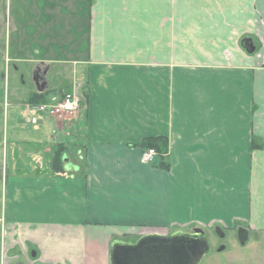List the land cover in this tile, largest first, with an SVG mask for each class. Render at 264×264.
Here are the masks:
<instances>
[{
    "label": "crops",
    "instance_id": "1",
    "mask_svg": "<svg viewBox=\"0 0 264 264\" xmlns=\"http://www.w3.org/2000/svg\"><path fill=\"white\" fill-rule=\"evenodd\" d=\"M23 1L18 20L0 9L5 76L33 79L11 91L23 107L12 136L51 164L4 171L0 264H111L113 243L148 234H264V0ZM74 90L70 117L29 113L33 95ZM158 137L169 168L142 162ZM60 148L69 163L56 172Z\"/></svg>",
    "mask_w": 264,
    "mask_h": 264
},
{
    "label": "rangeland",
    "instance_id": "2",
    "mask_svg": "<svg viewBox=\"0 0 264 264\" xmlns=\"http://www.w3.org/2000/svg\"><path fill=\"white\" fill-rule=\"evenodd\" d=\"M20 1H21V6L23 7L24 4L23 0H0V9L5 7L7 4L11 5L14 9L13 14L18 20L19 15H17L16 10ZM25 1L27 5H30L32 3L33 6L34 0H25ZM35 1H37L36 5L41 7L46 0H35ZM47 1L49 2L50 0ZM54 1H56L57 4L61 6H65L66 8L69 7L66 0H54ZM69 1L70 0H68V2ZM86 3L87 5H89L87 1ZM87 5H85V1L83 4L80 3L81 10L79 11V18L82 19L83 21H85ZM29 8H25V9L27 10ZM63 13L64 15L68 16L69 19H71L72 14L68 13L67 9H65ZM54 22L55 20L53 21V23ZM56 22L57 24L62 25L65 23V18L59 17V19ZM83 27H84V23H83ZM56 30H59V28H57ZM74 31L76 33L80 31V29L78 30L74 29ZM43 38L48 39L47 36ZM33 39H34V34H32V31H30V33H27V29H26L23 35H21L19 42H22L24 40L25 44L27 45V48L32 50ZM17 40H18V36L16 34H12L11 35L12 47L16 48ZM5 65H7L5 63V55L0 54V216L2 214V209L4 206V200H5L4 198L6 196V185L4 182L5 172H8L10 177L15 176L17 175V169L20 168L18 166L22 165V167L26 168L25 169V171H27L26 173L30 174L32 172L31 168L38 166L39 165L38 163H41L42 166H46V167H48L51 164L50 154L47 155L46 153H43L42 156L39 155V151L35 150V147H33L32 145L33 141L31 137L30 138L27 137V139H23V137L18 139L15 138L16 136H12L13 134H15L12 124L13 117L17 114H20V112L23 110V107L22 105L16 107L12 104L11 100L13 95L11 91L13 87L15 88L16 86H21L23 88H26V90L31 89V87L33 86L31 80L33 81V79H31L32 76L29 77L26 74L22 76L19 75L18 77L15 78L13 70L11 71L10 77L9 75L5 76V72H4ZM18 125L20 127V124ZM24 125L27 126L28 124L24 123ZM28 126L30 127L25 132L33 133L34 131L31 128L32 126L31 125ZM18 129L19 128L17 126L16 130ZM159 158H160V154H159ZM68 163L69 162H65L64 160L62 161V165L64 167ZM0 231H1V225H0ZM226 232L228 234L227 238L221 241V243L228 244L230 247L227 253H224L223 255L218 257L221 263H225L223 261V258L227 257V259L229 260L226 261V263L228 264H252L253 262H255L256 253L259 252L261 255L264 254V234L257 235L249 231L245 243L251 244L252 247H250L249 252H247V250L242 247L244 251L241 254L240 252L237 251V249L238 250L240 249L237 248V245L240 244L239 239H237V228L234 231H226ZM207 237L214 239L215 243H220V241L218 240L216 241L215 235H213V231L208 232ZM208 258H209L208 256L206 257V260L204 258L200 264H206L205 261H207Z\"/></svg>",
    "mask_w": 264,
    "mask_h": 264
},
{
    "label": "water",
    "instance_id": "3",
    "mask_svg": "<svg viewBox=\"0 0 264 264\" xmlns=\"http://www.w3.org/2000/svg\"><path fill=\"white\" fill-rule=\"evenodd\" d=\"M209 251L202 229L193 233L148 234L135 243L116 241L110 251L111 264H199Z\"/></svg>",
    "mask_w": 264,
    "mask_h": 264
},
{
    "label": "built area",
    "instance_id": "4",
    "mask_svg": "<svg viewBox=\"0 0 264 264\" xmlns=\"http://www.w3.org/2000/svg\"><path fill=\"white\" fill-rule=\"evenodd\" d=\"M82 97L76 90L66 92L55 103H39L28 108L29 113H44L55 118L70 117L80 108ZM159 158V152L155 148H147L142 153V162L152 164Z\"/></svg>",
    "mask_w": 264,
    "mask_h": 264
},
{
    "label": "flooded vegetation",
    "instance_id": "5",
    "mask_svg": "<svg viewBox=\"0 0 264 264\" xmlns=\"http://www.w3.org/2000/svg\"><path fill=\"white\" fill-rule=\"evenodd\" d=\"M34 105L35 104H32L30 106H34ZM234 230H222L220 228H216L213 231V235H215L216 241L218 240V241H220V243H215L214 242V239L208 237V240H209V251L202 258V260L204 258L206 260V257L207 256L209 257L207 259V261H205L206 264H228V263H226V261L229 260V259H227V257H224L223 256L224 257L223 258V261L225 263H221L220 262V259L218 257H220L221 255H223L224 253H227L228 252V249L230 247L228 244L221 243V241H223L224 239L227 238V235L228 234H227L226 231H234ZM248 233L249 232L245 231L244 229L237 228V239H239V241H240V244H238L239 246L237 245V248H240V249L239 250L237 249V251L240 252L241 254L244 251L243 248H245L247 250V252H249L250 247H252L251 244L245 243V240L247 239ZM231 251H233V250H231ZM202 260L200 261V263L202 262ZM252 264H264V254L261 255L259 252L256 253L255 254V262H253Z\"/></svg>",
    "mask_w": 264,
    "mask_h": 264
},
{
    "label": "trees",
    "instance_id": "6",
    "mask_svg": "<svg viewBox=\"0 0 264 264\" xmlns=\"http://www.w3.org/2000/svg\"><path fill=\"white\" fill-rule=\"evenodd\" d=\"M38 98V96H32L31 97V102L32 103H35V104H39V100H36ZM44 103V102H42ZM147 148H155L161 158H162V166H164L165 168H169V163L167 162L166 160V156L165 154L167 153V150H168V139L167 138H164V137H158V138H153V139H149L147 141ZM64 160V153H63V149L60 148L56 154H55V157H54V162H53V168L56 172H62L64 171V166L62 165V161Z\"/></svg>",
    "mask_w": 264,
    "mask_h": 264
}]
</instances>
